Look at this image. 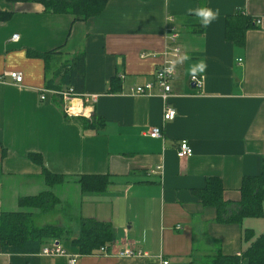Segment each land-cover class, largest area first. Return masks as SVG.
<instances>
[{"label": "crops", "instance_id": "1", "mask_svg": "<svg viewBox=\"0 0 264 264\" xmlns=\"http://www.w3.org/2000/svg\"><path fill=\"white\" fill-rule=\"evenodd\" d=\"M205 6L220 12L207 27L191 11ZM174 46L180 58L168 104L176 117L165 122L155 75ZM79 54L82 93L97 96L82 117L96 130L66 117L58 97L41 100L43 90L67 87L63 76ZM11 71L23 74L22 84L2 78ZM192 76L204 77L202 88ZM147 84L149 95L132 93ZM154 127L163 138L149 136ZM183 140L193 154L179 159ZM43 168L63 182L48 186ZM263 168L264 0H108L87 21L0 0V215L19 212L21 198L52 193L58 201L49 223L67 230L59 243L76 264H203L217 253L244 255L264 234V205L260 218L224 224L198 191L219 180L230 211L244 179ZM94 176L106 178V189L83 191L81 178ZM85 220L111 227L114 240L103 246L111 253H81L74 240ZM125 248L146 255L119 257ZM40 252H0V264H68Z\"/></svg>", "mask_w": 264, "mask_h": 264}, {"label": "trees", "instance_id": "2", "mask_svg": "<svg viewBox=\"0 0 264 264\" xmlns=\"http://www.w3.org/2000/svg\"><path fill=\"white\" fill-rule=\"evenodd\" d=\"M12 2H30L43 5L46 11L53 14H70L75 20L87 21L99 17L105 10L108 0H9ZM247 23L252 21L247 18ZM232 34L233 31H229ZM233 34H235L233 32ZM63 76L64 89L73 88L76 93H82L85 56L79 54L71 63ZM63 90V89H61ZM77 118L83 123L85 129L96 130V123L82 116ZM29 158L43 167L42 157L31 154ZM43 175L48 186L60 184L63 177L54 175L43 168ZM83 191L102 192L108 183L106 178L100 176L83 177L80 180ZM242 199L234 205L235 209L228 211V206L222 199L223 188L219 180L210 179L205 189L198 191L201 201L217 209L218 222L224 224H241L246 218H260L263 216L264 205V168L259 176L246 177L241 189ZM56 197L50 192H44L33 197L21 198L19 212H5L0 215V243L1 252L10 254H36L45 244L52 241L61 242L68 233L67 230L57 226L33 227L29 222L30 214L25 209H38L43 213L50 212L57 204ZM52 208V209H50ZM81 236L74 240L82 254H93L101 247L112 243L114 232L109 225L85 220L82 223ZM264 264V234H262L244 255L224 256L217 253L209 257L203 264Z\"/></svg>", "mask_w": 264, "mask_h": 264}, {"label": "built area", "instance_id": "3", "mask_svg": "<svg viewBox=\"0 0 264 264\" xmlns=\"http://www.w3.org/2000/svg\"><path fill=\"white\" fill-rule=\"evenodd\" d=\"M260 20L256 21V24L259 25ZM173 33L171 35V41L173 43L176 42L177 35L174 30H171ZM19 40L18 35H14L12 37V41L16 42ZM166 59L164 63L159 67L156 72L155 78L157 86L160 90V96L165 102V108L163 112V119L165 122L173 121L176 117V111L169 106L168 99L172 92L171 81L176 74V64L177 60L180 58V49L178 46H174L171 48L169 53L165 54ZM171 68L172 71H166L165 69ZM9 77L16 84H22L24 77L21 72L11 71L4 73L3 77ZM204 77L192 76L191 82L198 88H202L204 85ZM153 85L147 84L145 86H136L132 89V93L136 95H149L152 92ZM43 94L41 95V100H46L47 93L52 94L58 97L64 106V113L66 117L73 118L86 115L85 113H76L75 109L77 107L67 108V104L73 102L74 100L82 101L80 105L83 109H86V105L89 103H94L97 100L96 95H87L83 93H76L73 88L63 89V90H43ZM79 107V106H78ZM149 136L152 139H161L163 138L162 130L158 127H154L150 130ZM193 154V150L189 143L186 140H183L178 145L177 156L179 159H184L190 157ZM161 167L157 168V171H161ZM0 252H1V243H0ZM101 253L103 255L109 254V247H102ZM41 255L47 257H68V264H76L78 261V256H68L66 250L59 243V241H52L49 245L45 246L40 252ZM146 254H142L141 252H137L131 248H125L123 251L118 252L119 257H142ZM240 256V255H238ZM161 264H169L167 260H163Z\"/></svg>", "mask_w": 264, "mask_h": 264}, {"label": "clouds", "instance_id": "4", "mask_svg": "<svg viewBox=\"0 0 264 264\" xmlns=\"http://www.w3.org/2000/svg\"><path fill=\"white\" fill-rule=\"evenodd\" d=\"M194 16L198 19L199 23L205 27L212 24L220 15L219 9H212L210 7H198L191 10ZM172 71L171 68L165 69Z\"/></svg>", "mask_w": 264, "mask_h": 264}, {"label": "rangeland", "instance_id": "5", "mask_svg": "<svg viewBox=\"0 0 264 264\" xmlns=\"http://www.w3.org/2000/svg\"><path fill=\"white\" fill-rule=\"evenodd\" d=\"M50 209H52V208H50ZM19 210H20L19 208L16 209V211H19ZM53 210H55V207H53V209L51 211H53ZM24 211L32 213V216L30 214L29 222L31 223V225L33 227H44V226H48L49 224H51V226H54L53 222L49 223L51 221H54L53 219L49 220L50 219L48 216L49 213H43L41 210L33 209V208L32 209H25ZM67 218H66V220H67ZM70 220H72L71 217H70ZM66 223H67V221H66ZM69 224L72 225L73 221H70V223H67V226H70Z\"/></svg>", "mask_w": 264, "mask_h": 264}, {"label": "water", "instance_id": "6", "mask_svg": "<svg viewBox=\"0 0 264 264\" xmlns=\"http://www.w3.org/2000/svg\"><path fill=\"white\" fill-rule=\"evenodd\" d=\"M82 104V101L80 100H74L73 102H70L67 104V108H70V107H78Z\"/></svg>", "mask_w": 264, "mask_h": 264}, {"label": "bare ground", "instance_id": "7", "mask_svg": "<svg viewBox=\"0 0 264 264\" xmlns=\"http://www.w3.org/2000/svg\"><path fill=\"white\" fill-rule=\"evenodd\" d=\"M83 108L81 106L77 107V109H75L76 113H82Z\"/></svg>", "mask_w": 264, "mask_h": 264}]
</instances>
